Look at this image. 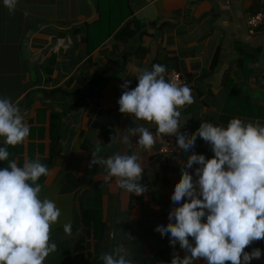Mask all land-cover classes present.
Listing matches in <instances>:
<instances>
[{
    "label": "crops",
    "instance_id": "obj_1",
    "mask_svg": "<svg viewBox=\"0 0 264 264\" xmlns=\"http://www.w3.org/2000/svg\"><path fill=\"white\" fill-rule=\"evenodd\" d=\"M113 3V31L104 35L99 0H17L11 13L0 0V97L16 102L30 126L22 144L7 146L9 160L45 164L40 198L61 210L50 233L57 250L43 264H103L100 255L121 243L134 264H170L174 251L185 254L155 229L176 206L171 193L189 153L159 152L167 136L156 135L155 124L119 111L120 85L131 80L135 88L140 70L159 63L182 74L194 97L180 109V130L188 135L201 121L227 127L239 117L264 124V24L253 33L246 24L248 13L264 15V6L255 0ZM138 124L156 136L151 151L129 131ZM96 148L104 158L138 155L144 194L125 191L115 177L107 180L103 166L90 167ZM192 151L214 155L199 137ZM7 164L0 161V168ZM68 222L70 234L63 229ZM253 248L262 254L250 264H264V240L245 251Z\"/></svg>",
    "mask_w": 264,
    "mask_h": 264
},
{
    "label": "clouds",
    "instance_id": "obj_2",
    "mask_svg": "<svg viewBox=\"0 0 264 264\" xmlns=\"http://www.w3.org/2000/svg\"><path fill=\"white\" fill-rule=\"evenodd\" d=\"M3 3L11 13L17 0ZM166 71L159 63L140 70L136 87L130 88L131 80H125L118 99L121 113L131 114L137 122L155 124L156 135L176 136L177 148L189 153L171 195L176 206L169 210V221L155 230L168 235L173 248L178 242L185 253L181 257L174 251L170 264H194L197 260L250 264L261 258V249H245L264 240V124L239 117L232 118L227 127L201 121L188 135L180 130V109L194 102L192 89L183 81L166 80ZM129 131L138 135L141 147L152 150L156 136L144 124ZM29 135L30 126L18 104L10 97H0V141L4 144L0 161H8L0 168V264H43L57 250L50 233L61 210L53 200L39 195L38 181L48 175V167L39 159L25 160L22 166L9 160L7 146L22 144ZM197 137L210 144L211 158L192 151ZM123 140L127 142L128 136ZM99 153V148L92 151L90 167L103 166L107 180L115 177L125 191L144 194L146 187L140 183L144 169L138 155L114 153L104 158ZM193 165L197 167L191 172ZM63 229L70 234L71 222ZM115 235L112 233L113 238ZM99 259L103 264H134L122 243Z\"/></svg>",
    "mask_w": 264,
    "mask_h": 264
},
{
    "label": "built area",
    "instance_id": "obj_3",
    "mask_svg": "<svg viewBox=\"0 0 264 264\" xmlns=\"http://www.w3.org/2000/svg\"><path fill=\"white\" fill-rule=\"evenodd\" d=\"M261 6H264V0H255ZM246 24L248 32L253 33L259 25L264 24V15L261 12L258 13H248L246 18ZM166 80H179L183 81L182 74L174 68L168 70L165 74ZM188 134V130H184ZM176 138L174 136H167L162 144L159 146L158 150L162 153H168L177 151ZM173 192V191H172ZM172 195V193H171ZM187 199V198H186Z\"/></svg>",
    "mask_w": 264,
    "mask_h": 264
},
{
    "label": "trees",
    "instance_id": "obj_4",
    "mask_svg": "<svg viewBox=\"0 0 264 264\" xmlns=\"http://www.w3.org/2000/svg\"><path fill=\"white\" fill-rule=\"evenodd\" d=\"M113 2H114V0H99V7H100V9H102V6H103V8L105 7L104 8V10H105V14L104 15H106V16L103 17L98 22V23H103V24L106 25V27H103V28H105L104 35H109L113 31L114 25L110 21V16H109V12H108V10L110 9L112 11V13H113L112 15L114 16L115 13L118 11V10H115V9L113 10V8H114V6H113L114 3Z\"/></svg>",
    "mask_w": 264,
    "mask_h": 264
},
{
    "label": "water",
    "instance_id": "obj_5",
    "mask_svg": "<svg viewBox=\"0 0 264 264\" xmlns=\"http://www.w3.org/2000/svg\"><path fill=\"white\" fill-rule=\"evenodd\" d=\"M0 147H3V144L2 143H0Z\"/></svg>",
    "mask_w": 264,
    "mask_h": 264
}]
</instances>
